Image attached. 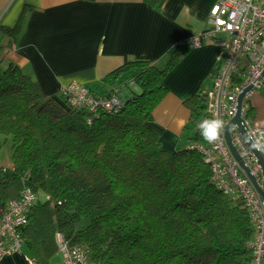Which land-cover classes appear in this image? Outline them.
I'll return each mask as SVG.
<instances>
[{"label": "trees", "instance_id": "16d2710c", "mask_svg": "<svg viewBox=\"0 0 264 264\" xmlns=\"http://www.w3.org/2000/svg\"><path fill=\"white\" fill-rule=\"evenodd\" d=\"M145 1L159 7L164 0ZM17 30L0 25V55L12 49ZM186 53L173 48L162 63L126 64L107 75L106 88L129 97L97 114L64 99L61 109L0 58V149L9 143L10 152V168L0 167V209L25 189L36 196L20 229L28 245L52 255L60 233L95 264H250L253 227L244 202L217 189L202 156L187 147L206 143L199 132L206 93L185 102V131L197 127L186 146L162 150L149 127L167 93L164 78ZM260 92L264 98V86Z\"/></svg>", "mask_w": 264, "mask_h": 264}, {"label": "crops", "instance_id": "0c3cea01", "mask_svg": "<svg viewBox=\"0 0 264 264\" xmlns=\"http://www.w3.org/2000/svg\"><path fill=\"white\" fill-rule=\"evenodd\" d=\"M216 2L164 0L157 7L145 0H0V25L18 28L12 49L0 58L30 76L66 111L61 91L68 84L76 82L101 96L108 90L102 80L116 69L136 62L162 63L171 49L209 30L207 19ZM219 56L217 47L202 42L187 50L165 76L167 93L149 124L162 150L184 147L194 135L196 126L185 131L189 119L185 102L199 90L209 91ZM247 101L252 125L264 129L260 90ZM0 167L10 164L0 160ZM52 255L45 256L36 243L25 244L21 254L3 258L0 264H27L26 257L35 264H50Z\"/></svg>", "mask_w": 264, "mask_h": 264}, {"label": "built area", "instance_id": "2783aa9c", "mask_svg": "<svg viewBox=\"0 0 264 264\" xmlns=\"http://www.w3.org/2000/svg\"><path fill=\"white\" fill-rule=\"evenodd\" d=\"M207 26L209 30L201 36L179 44L180 48L192 50L202 42H209L220 51L218 69L206 92L204 114L207 119H222L226 126L236 114L238 95L251 87L240 110L241 126L264 160V148L256 146L258 141L264 145V129L252 125L246 115L247 100L264 86V0H218L209 11ZM122 90L115 87L104 96H94L85 87L71 82L61 95L69 108L86 109L91 114L110 113L121 106ZM230 138L247 171L261 182L260 167L235 128L230 131ZM187 147L202 156L217 189L244 202L253 227L252 239L247 243L250 264H264V202L230 154L224 133L215 146L195 142ZM35 202L36 196L25 189L0 209V260L21 254L22 247L30 242L20 234V229L26 226L27 215ZM54 243L62 264H95L84 248L72 244L62 234L54 235ZM25 260L27 264H35V259Z\"/></svg>", "mask_w": 264, "mask_h": 264}, {"label": "water", "instance_id": "95a60500", "mask_svg": "<svg viewBox=\"0 0 264 264\" xmlns=\"http://www.w3.org/2000/svg\"><path fill=\"white\" fill-rule=\"evenodd\" d=\"M263 75H264V72H263ZM250 90H251V87H248V88L244 89L238 95L237 111H236V114L234 115V117L226 124V126L224 128V137H225L226 144L228 146V149H229L230 154L232 155L233 159L239 164V166L241 167V169L243 170L245 175L250 180L253 188L255 189L257 194L259 195L260 199L264 202V160L260 156V154L256 151L254 146L251 144L249 136L246 134V132L244 131V129L241 126V119H240V110H241V107L243 104V99L250 92ZM233 128H235L238 131L242 140L247 145L249 151L253 154L257 164L259 165L260 170H261V175H262L261 182H257L255 180V178L250 175V173L247 171L246 166L243 163L241 157L238 155L235 147L233 146V143H232L231 138H230V131Z\"/></svg>", "mask_w": 264, "mask_h": 264}, {"label": "clouds", "instance_id": "9594fccd", "mask_svg": "<svg viewBox=\"0 0 264 264\" xmlns=\"http://www.w3.org/2000/svg\"><path fill=\"white\" fill-rule=\"evenodd\" d=\"M225 124L222 119H205L199 124V132L203 139L210 145H217L223 136ZM257 147L264 148L260 142H257Z\"/></svg>", "mask_w": 264, "mask_h": 264}, {"label": "rangeland", "instance_id": "374dc122", "mask_svg": "<svg viewBox=\"0 0 264 264\" xmlns=\"http://www.w3.org/2000/svg\"><path fill=\"white\" fill-rule=\"evenodd\" d=\"M128 76H129V74H126L125 78H127ZM127 93H128V91L127 90H124L120 94L119 99L122 100V101H124L126 99V97H127ZM188 144H191V143H188ZM9 155H10V152H9V143H6L0 149V160H2V161H8L9 160ZM50 264H62V259H61L60 255L57 252H56V254H53L50 257Z\"/></svg>", "mask_w": 264, "mask_h": 264}]
</instances>
